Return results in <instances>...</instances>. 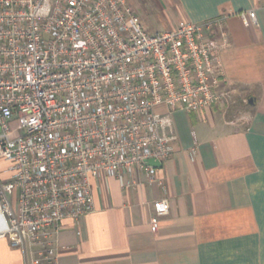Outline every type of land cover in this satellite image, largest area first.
I'll list each match as a JSON object with an SVG mask.
<instances>
[{
    "label": "built area",
    "instance_id": "1",
    "mask_svg": "<svg viewBox=\"0 0 264 264\" xmlns=\"http://www.w3.org/2000/svg\"><path fill=\"white\" fill-rule=\"evenodd\" d=\"M219 26L147 33L126 0H0V239L23 264H57L54 236L93 213V180L153 182L177 141L172 112L230 103ZM168 209L152 203V233Z\"/></svg>",
    "mask_w": 264,
    "mask_h": 264
},
{
    "label": "crops",
    "instance_id": "2",
    "mask_svg": "<svg viewBox=\"0 0 264 264\" xmlns=\"http://www.w3.org/2000/svg\"><path fill=\"white\" fill-rule=\"evenodd\" d=\"M143 1L126 0L141 21ZM153 2L164 31L220 20L213 37L221 43L224 32L228 45L217 91L231 102L172 112L177 141L153 182L138 172L124 175L130 188L93 180V213L62 222L54 236L57 264H264V0ZM251 11L256 25L244 26L237 14ZM161 199L168 213L152 233V203ZM0 264H23L4 239Z\"/></svg>",
    "mask_w": 264,
    "mask_h": 264
},
{
    "label": "rangeland",
    "instance_id": "3",
    "mask_svg": "<svg viewBox=\"0 0 264 264\" xmlns=\"http://www.w3.org/2000/svg\"><path fill=\"white\" fill-rule=\"evenodd\" d=\"M147 1L145 0L142 3V6L147 7L146 10H149L148 13L145 14L148 18L147 19L142 18V22L145 24L146 32L147 33L162 32L165 29H168V28H166L167 26H163V25L159 24L158 19L156 18L158 6L153 2V0H147ZM151 22H153L156 25H153V26L150 25ZM229 102H231V100H229ZM7 165L8 164H6V163H0V171L3 170Z\"/></svg>",
    "mask_w": 264,
    "mask_h": 264
},
{
    "label": "water",
    "instance_id": "4",
    "mask_svg": "<svg viewBox=\"0 0 264 264\" xmlns=\"http://www.w3.org/2000/svg\"><path fill=\"white\" fill-rule=\"evenodd\" d=\"M251 103H252V100H249V104H251ZM151 164H153V166L158 165V164H156V163H151Z\"/></svg>",
    "mask_w": 264,
    "mask_h": 264
}]
</instances>
